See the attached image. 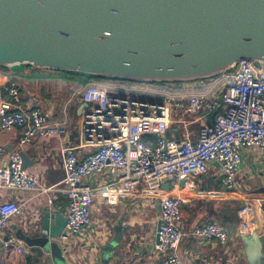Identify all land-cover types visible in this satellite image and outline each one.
Instances as JSON below:
<instances>
[{
    "label": "built area",
    "instance_id": "1",
    "mask_svg": "<svg viewBox=\"0 0 264 264\" xmlns=\"http://www.w3.org/2000/svg\"><path fill=\"white\" fill-rule=\"evenodd\" d=\"M80 96L88 107L77 122L78 147L91 151L78 158L77 147L61 145L67 221L55 240L70 251L76 240L84 237L91 223L93 200V188L85 179L107 172L112 179L108 190L117 183L128 194L138 188L160 191L156 264H185L175 250L186 235L180 225L181 211L197 189L195 177L204 175L215 162L222 169L224 187L240 192L237 174L241 150L256 147L264 152V69L241 59L232 70L210 79L142 86L90 83L81 89ZM177 110L178 123L183 127L198 124L195 139L189 132L181 137L166 135ZM211 113H215L211 123L201 122ZM16 127L21 128L17 148L7 151L0 144V194L47 192L51 187L39 185L37 177L23 166L20 152L37 135L57 136L63 141L67 128L64 122L49 121L35 97L23 101L18 84L9 80L0 85V130ZM147 135L154 137L153 143L144 141ZM253 211L250 201L242 196L237 215L243 232L254 231L257 226ZM19 213L15 202L0 200V237L9 220ZM42 233L47 235L44 229ZM191 235L216 239L221 244L230 240V234L217 222L202 224ZM4 244L17 252L25 249L14 238L4 240Z\"/></svg>",
    "mask_w": 264,
    "mask_h": 264
},
{
    "label": "water",
    "instance_id": "2",
    "mask_svg": "<svg viewBox=\"0 0 264 264\" xmlns=\"http://www.w3.org/2000/svg\"><path fill=\"white\" fill-rule=\"evenodd\" d=\"M241 59L264 69V0H0V68L11 71L172 83L220 76ZM40 216L47 235L25 239L51 247L67 217ZM241 239L246 264H264L259 232ZM111 247L99 264H115Z\"/></svg>",
    "mask_w": 264,
    "mask_h": 264
},
{
    "label": "crops",
    "instance_id": "3",
    "mask_svg": "<svg viewBox=\"0 0 264 264\" xmlns=\"http://www.w3.org/2000/svg\"><path fill=\"white\" fill-rule=\"evenodd\" d=\"M31 72L28 68L22 71L0 68V85L9 80L16 82L22 100L35 97L40 112L49 121L64 122L67 133L63 141L57 136L37 135L22 148L28 158L25 167L37 177L40 186L51 189L47 192L10 191L5 195L0 194V200L10 199L20 209V213L9 220L0 237V264H41L50 261L55 264L58 259L65 260L63 264H99L103 248L110 246L115 264H156L158 257L154 246L159 228L160 191L138 188L133 194H128L117 183H114L113 190H108L106 186L112 179L107 172L89 175L85 179L93 188L92 218L84 237L76 240L77 244L72 250L69 251L68 247L65 249L55 240L51 247L31 245L26 241L25 238L45 236L40 216L43 209L50 208L66 214L67 198L63 193L64 170L60 151L62 143L77 147L75 152L78 158H83L91 151L89 147H78L76 128L84 111L80 94L86 83L56 72H45L47 77L36 79L29 77ZM4 96L8 97L5 93ZM179 113L180 110H177L172 114L173 119L166 135L181 137L189 132L190 137L195 139L198 124L183 127L178 123ZM212 121V113L205 114L201 120L206 123ZM20 135L19 127L10 131L0 130V144L7 151L15 149ZM241 154L242 161L237 174L240 192L224 187L223 173L218 163L209 164L204 175L195 177L197 189L181 211L180 225L186 235L175 250L185 264H246L241 220L230 214V211H238L242 196L254 207L252 215L257 226L253 230L259 232L264 247V152L249 147L243 148ZM208 222H217L226 229L230 234L228 243L221 244L216 239L191 235L194 228ZM9 238L22 243L25 249L17 252L15 247L6 246L4 240Z\"/></svg>",
    "mask_w": 264,
    "mask_h": 264
},
{
    "label": "trees",
    "instance_id": "4",
    "mask_svg": "<svg viewBox=\"0 0 264 264\" xmlns=\"http://www.w3.org/2000/svg\"><path fill=\"white\" fill-rule=\"evenodd\" d=\"M27 68L30 71H32L30 74H28L29 77L36 78V79L37 78L40 79V78H43V77H47V75L45 74V72H56V73L62 75L63 77H66V78H71L72 79V78L76 77V78L82 80L83 83H87L89 81H96V82L105 83V84H109V85H115V84L126 85V86H142V85H145V83L129 82V81H121V80H113V79H106V78H99V77H89V76L80 75V74L71 73V72L49 71V70H45V69H35V68H30V67H27ZM222 82L223 81H221L219 84H221ZM153 84L154 83H152V85ZM217 88L218 87H215L214 90H216ZM142 95L148 96V97H154V96H151L149 94H144V93H142ZM143 139L148 144L154 142V137L152 135L144 136Z\"/></svg>",
    "mask_w": 264,
    "mask_h": 264
},
{
    "label": "rangeland",
    "instance_id": "5",
    "mask_svg": "<svg viewBox=\"0 0 264 264\" xmlns=\"http://www.w3.org/2000/svg\"><path fill=\"white\" fill-rule=\"evenodd\" d=\"M90 83H95V84H97V85H109V84H105V83H100V82H96V81H89V82H87L85 85H87V84H90ZM84 85V86H85ZM83 86V87H84ZM82 87V88H83ZM76 128H77V130H78V126H77V124H76ZM56 241V240H55ZM57 244V243H56ZM60 247V246H59ZM61 248V247H60ZM59 249V248H58ZM62 262H65V260H62V259H58L57 260V262L55 263V264H63ZM48 264H52V262L50 261Z\"/></svg>",
    "mask_w": 264,
    "mask_h": 264
}]
</instances>
